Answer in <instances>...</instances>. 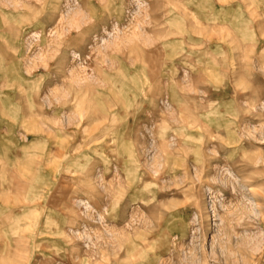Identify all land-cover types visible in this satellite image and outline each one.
<instances>
[{"label": "rangeland", "instance_id": "374dc122", "mask_svg": "<svg viewBox=\"0 0 264 264\" xmlns=\"http://www.w3.org/2000/svg\"><path fill=\"white\" fill-rule=\"evenodd\" d=\"M0 264H264V0H0Z\"/></svg>", "mask_w": 264, "mask_h": 264}]
</instances>
